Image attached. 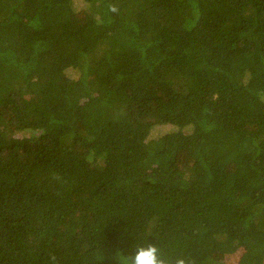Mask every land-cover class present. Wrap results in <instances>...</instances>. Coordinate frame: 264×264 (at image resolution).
Returning a JSON list of instances; mask_svg holds the SVG:
<instances>
[{
    "label": "trees",
    "instance_id": "trees-1",
    "mask_svg": "<svg viewBox=\"0 0 264 264\" xmlns=\"http://www.w3.org/2000/svg\"><path fill=\"white\" fill-rule=\"evenodd\" d=\"M149 244L264 264V0H0V264Z\"/></svg>",
    "mask_w": 264,
    "mask_h": 264
},
{
    "label": "clouds",
    "instance_id": "clouds-1",
    "mask_svg": "<svg viewBox=\"0 0 264 264\" xmlns=\"http://www.w3.org/2000/svg\"><path fill=\"white\" fill-rule=\"evenodd\" d=\"M131 264H167L159 255V249L152 244L138 247L130 258ZM176 264H185L184 260H177Z\"/></svg>",
    "mask_w": 264,
    "mask_h": 264
},
{
    "label": "rangeland",
    "instance_id": "rangeland-1",
    "mask_svg": "<svg viewBox=\"0 0 264 264\" xmlns=\"http://www.w3.org/2000/svg\"><path fill=\"white\" fill-rule=\"evenodd\" d=\"M76 6L77 7L80 6L79 2L76 3ZM240 254H241V252H239V253H237V254H235L233 256L232 255L231 256H225V257L219 256V258H220V260L222 259V260H224V261H226V262H228L230 264H236L238 259H239Z\"/></svg>",
    "mask_w": 264,
    "mask_h": 264
}]
</instances>
